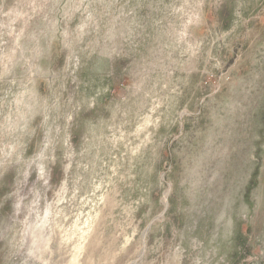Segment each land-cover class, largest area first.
I'll return each mask as SVG.
<instances>
[{
	"label": "rangeland",
	"instance_id": "1",
	"mask_svg": "<svg viewBox=\"0 0 264 264\" xmlns=\"http://www.w3.org/2000/svg\"><path fill=\"white\" fill-rule=\"evenodd\" d=\"M0 264H264V0H0Z\"/></svg>",
	"mask_w": 264,
	"mask_h": 264
}]
</instances>
